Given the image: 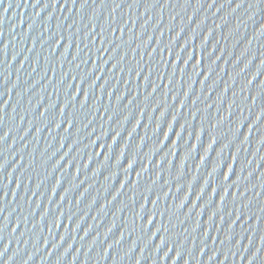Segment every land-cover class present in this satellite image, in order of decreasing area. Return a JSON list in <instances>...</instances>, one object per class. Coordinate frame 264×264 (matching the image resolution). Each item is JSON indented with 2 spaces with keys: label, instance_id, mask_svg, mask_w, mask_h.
Here are the masks:
<instances>
[{
  "label": "water",
  "instance_id": "1",
  "mask_svg": "<svg viewBox=\"0 0 264 264\" xmlns=\"http://www.w3.org/2000/svg\"><path fill=\"white\" fill-rule=\"evenodd\" d=\"M0 264H264V0H0Z\"/></svg>",
  "mask_w": 264,
  "mask_h": 264
},
{
  "label": "snow or ice",
  "instance_id": "2",
  "mask_svg": "<svg viewBox=\"0 0 264 264\" xmlns=\"http://www.w3.org/2000/svg\"><path fill=\"white\" fill-rule=\"evenodd\" d=\"M237 7H239V5H237ZM6 10H7V9H6ZM130 165H131V164H130ZM130 165H129V166H130Z\"/></svg>",
  "mask_w": 264,
  "mask_h": 264
}]
</instances>
